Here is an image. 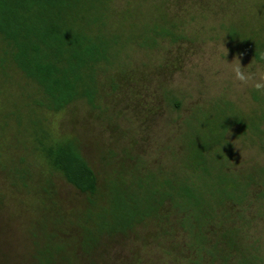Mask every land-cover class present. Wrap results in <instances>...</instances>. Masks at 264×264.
Instances as JSON below:
<instances>
[{"label": "rangeland", "instance_id": "374dc122", "mask_svg": "<svg viewBox=\"0 0 264 264\" xmlns=\"http://www.w3.org/2000/svg\"><path fill=\"white\" fill-rule=\"evenodd\" d=\"M168 1L173 11L179 9L174 0ZM236 2L234 19L244 22L248 33L264 35V0ZM117 5V9L127 7L125 0ZM133 6L138 16L129 19L125 15L119 23L126 37L143 33L153 18L145 5ZM218 10L216 6L205 16L189 19L186 36L177 42L165 38L147 45L141 39L137 43L131 40L116 60L104 65L99 75L100 96L94 106L78 100L59 112L36 108L33 98L37 85L18 69L7 66L6 73L0 75V167L5 169L0 171V264H91L93 259L108 264H193L189 259L173 257L167 245L159 247L154 234L144 226L126 235L105 238L102 246L85 254L74 220L75 214L87 206V197L55 174L52 198L43 196L47 205L38 200L31 207L21 185H12L19 179L9 177L6 169L10 162L20 163L24 158L22 162L33 171L44 176L49 173L34 148L40 127L55 137L78 139L102 191L109 192L113 183H120L134 185L131 191L140 195L138 181L146 175L150 176L146 186L161 177L183 178L185 166L193 165L187 135L192 137L197 129L204 134L210 125L199 113L187 130L186 120L195 111L208 110L219 100H232L245 112L264 110V60L234 50L220 26ZM237 65L244 81L235 78L232 69ZM226 140L233 147L232 155H227L228 163L236 171L264 166V134L242 133L235 127ZM207 153L214 155V146ZM261 203L254 199L250 205L253 223L246 229L251 239L260 236L264 244ZM32 213L38 226L34 236ZM63 215L65 221L58 225ZM55 231L59 233L52 245H60L51 247L53 258L49 261L45 251L51 242L45 234ZM65 236L69 241H62ZM181 238L179 235L178 240ZM60 246L65 249L58 251Z\"/></svg>", "mask_w": 264, "mask_h": 264}, {"label": "trees", "instance_id": "16d2710c", "mask_svg": "<svg viewBox=\"0 0 264 264\" xmlns=\"http://www.w3.org/2000/svg\"><path fill=\"white\" fill-rule=\"evenodd\" d=\"M119 1L0 0V75L10 66L34 82L38 89L33 98L36 108L59 112L78 100L94 106L100 96L99 75L104 65L116 60L131 40L137 43L141 39L147 45L165 38L177 42L186 36L189 19L205 16L216 6L220 26L234 50L264 60V35L248 33L244 22L234 19L236 0H174L179 8L176 11L168 0H125L127 7L117 9ZM151 2L156 3L150 5ZM134 4L145 5L153 18L143 33L126 37L120 32L119 23L125 15L129 19L138 16ZM174 102L180 105L178 100ZM223 102L219 100L208 110L195 111L186 120L188 130L202 113L204 122L210 125L204 134L197 129L192 137L187 135L193 165L185 166L184 177H161L146 186L150 177L146 175L138 181L140 195L131 191L134 185L126 187L120 183H113L109 192L102 191L78 139L68 135L55 137L40 127L34 148L49 173L44 176L33 171L22 162L24 158L20 163L10 162L6 172L19 179L12 185H21L31 207L38 200L47 205L43 196L52 198L55 174L87 197V206L75 214L74 220L87 255L102 246L105 238L113 239L144 226L154 234L158 246L170 247L171 255L177 259L180 256L193 264H264L260 236L251 239L246 229L253 223L249 212L254 199L261 200L260 213L264 211V166L236 171L228 163L227 155H232L233 147L226 140L235 127L242 133L263 135L264 110L245 112L232 100ZM201 125L205 126L203 122ZM213 146L215 153L209 156L207 152ZM31 216L34 236L38 226L34 213ZM64 221L63 215L57 223ZM58 233L45 234L51 242L45 251L49 253L48 260L53 258L51 247L60 245H52ZM65 240L69 241V237L62 238ZM88 241L90 246L85 245ZM56 249L63 251L65 247ZM91 264L108 261L102 259L98 263L93 259Z\"/></svg>", "mask_w": 264, "mask_h": 264}, {"label": "clouds", "instance_id": "9594fccd", "mask_svg": "<svg viewBox=\"0 0 264 264\" xmlns=\"http://www.w3.org/2000/svg\"><path fill=\"white\" fill-rule=\"evenodd\" d=\"M232 71L234 72L235 78L240 80V81H244L245 80V76L242 74L240 67L237 65L235 67H233Z\"/></svg>", "mask_w": 264, "mask_h": 264}]
</instances>
